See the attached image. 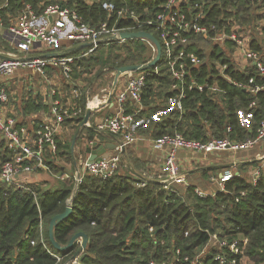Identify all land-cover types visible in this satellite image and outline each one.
Here are the masks:
<instances>
[{
  "label": "trees",
  "instance_id": "1",
  "mask_svg": "<svg viewBox=\"0 0 264 264\" xmlns=\"http://www.w3.org/2000/svg\"><path fill=\"white\" fill-rule=\"evenodd\" d=\"M103 1H113L118 7L127 4L140 12L145 5L155 9L161 0H0V15L8 25L9 14L17 15L26 4L40 14L47 5L58 2L77 10L89 25H97L114 19L102 7ZM4 2L6 5L2 6ZM209 20L218 23L219 28L229 23L226 29L237 23L241 33L249 37L250 46L264 50V0H213ZM118 23L123 24L122 21ZM193 41L197 53L208 60L199 70L193 71L200 79L209 73H217L210 67L209 60L228 61L226 73L232 79L246 80L251 75L259 78L253 67L241 70L235 58L211 44L207 36ZM104 45L102 43L98 48ZM108 45L111 48L117 46L121 52L105 55L103 59L95 52L84 56L80 54L81 50H73L71 53L77 58L72 80L91 73L97 63L116 69L144 63L152 57L148 41L142 38L112 41ZM56 49L60 50L59 47ZM217 80L220 87L227 89L223 102L214 100L206 90H190L184 99L185 111L181 117L171 110L167 115H160L159 120H151L148 131L158 136L177 130L187 137L206 139L211 135L223 136L226 125L231 123L232 137L254 136L264 116V91L252 96L229 80L221 77ZM170 82L165 69L147 79L143 91L146 109L140 116L150 117L168 106V100L173 97ZM69 85H62L67 97L71 91ZM254 98L256 104L250 107ZM74 101L83 112L65 120L63 126L68 125L70 129L79 128L87 109V96L83 92ZM24 102L26 112L47 108L32 98ZM238 109L251 112L248 125L239 119ZM82 133L90 140L97 138L95 140L103 143L105 134L96 135L91 127H83ZM57 140V152L46 155L50 169L60 157L71 154L68 139L58 136ZM9 156L10 151L1 139L0 163ZM122 161L123 164L131 163L124 153ZM254 163L257 161L249 160L240 166L246 168ZM140 181L125 166L106 178L85 173L73 195L72 212L54 226L56 241L65 245L77 231L85 232L88 243L79 264H189L184 256L194 255L209 240V232L218 231L229 240L244 235L247 240L239 243L242 255L254 264H264V168L255 184L241 172L227 181L225 191L206 197L195 193L192 185L185 189V198L177 185L173 186V191L166 189L156 178L147 180L145 185H140ZM73 183L43 189L32 182L19 185L0 181V264H65L71 258L80 243H74L68 250H58L49 239V223L55 214L65 210L74 190ZM242 191L244 195H241ZM177 249H180L178 255ZM203 261L204 264H217L210 254Z\"/></svg>",
  "mask_w": 264,
  "mask_h": 264
},
{
  "label": "built area",
  "instance_id": "2",
  "mask_svg": "<svg viewBox=\"0 0 264 264\" xmlns=\"http://www.w3.org/2000/svg\"><path fill=\"white\" fill-rule=\"evenodd\" d=\"M213 0H161L152 9L148 5L143 6V11H137L130 5L118 7L113 1H103L102 7L110 14L113 20H104L97 25L86 23L77 10L62 6L55 2L47 5L44 11L38 14L30 4H26L17 15L11 16V24L5 25L0 15V29L5 30L4 38L19 54L0 51L12 57L11 59L0 58V134L5 141L6 148L10 151L8 159L0 163V181L8 184L16 183L25 185L21 177L27 173L41 169H50L46 162L47 153L55 154L58 150L59 129L68 117L78 116L83 108L74 99L80 95V91L71 86V99H64L56 89L52 90V99L49 106V118L35 124L23 123L13 114L7 112L10 102V92L6 84L1 80L3 75H12L18 66H26L33 69L34 73L41 77H47L48 68L57 69L61 72L67 83L72 82L71 73L77 56L71 52H65L68 48L84 42H92L90 46L81 48L80 54L87 56L96 52L99 45H106L112 41H102L110 36H117L115 41H125L119 35L122 31L146 30L152 33L161 44V56L155 65L137 71H124L118 78L115 87L114 80L103 88L102 99L106 102L114 100L118 104L116 112L104 117L96 124L90 123V118L85 122V127H91L95 134H112L117 137L114 147L109 154L103 158L89 161L88 157L95 139L91 140L90 149L84 152L80 161H76L74 181L76 189L82 181L85 173L98 175L103 178L113 175L123 166L129 168L134 174L131 166L126 162L123 164L122 156L128 145H131L140 138L139 128H146L151 120H159L160 115H167L169 111L175 110L179 117L185 111L184 99L188 91L198 89L206 90L214 100L223 102L227 89L220 87L217 77L229 80L238 88H243L252 96L264 91V50L254 49L249 44V37L244 36L239 30L238 24L226 29L219 28L218 23L209 20V11ZM6 2L2 4L5 6ZM51 18V19H50ZM122 21L123 24L118 22ZM244 28V26H243ZM207 36L211 44H216L218 49L233 56L241 70L253 67L259 78L255 75L248 79H232L227 73L228 61L209 60V65L217 73H209L203 79L197 77L193 72L199 70L206 62V56H200L192 46L193 40ZM145 39V38H142ZM67 41L66 50H57L61 41ZM152 45V57L157 52V47L150 40ZM37 42L41 43L45 51L33 54ZM48 57H30L42 53H52ZM24 58V59H21ZM232 58V57H231ZM147 61V62H148ZM208 61V60H207ZM218 61L220 64L216 63ZM146 63V62H144ZM165 69L169 74L170 90L173 97L168 100V106L150 117L140 116L146 109L143 99V91L147 79L152 74H159ZM124 80L122 81V77ZM96 96L87 97L86 107L94 108L98 105L93 100ZM131 102L133 108L125 110L126 103ZM256 104L255 98L249 106ZM140 114V115H139ZM239 119L244 125L249 124L251 112L242 109L237 110ZM142 115H146L143 113ZM234 129L231 123L226 125L223 136L211 135L206 139H198L185 136L182 132L163 133L153 139L154 147H165L163 175L155 177L168 190L174 191V185L186 189V173L183 172L178 158L180 150H192L210 153L218 150L231 149L235 151H249L264 141V116L260 119L257 132L254 136L243 139L232 137ZM257 163L252 164L248 174V180L256 183L264 168V151L255 155ZM237 162L226 167L217 175H210L209 180L219 185V191L226 190L228 180L241 173L237 168ZM136 175V173L134 174ZM145 185L151 179L137 174ZM34 194L31 188H28ZM208 192L195 186L194 192L201 197L212 196L217 192ZM244 195V191L241 192ZM69 202V199H68ZM247 238L239 234L235 239L229 240L222 237L218 231L209 232V240L192 256L185 255L184 259L189 264H204V257L210 254L217 264H246V257L242 255L240 242ZM180 254V249L176 251ZM78 257L69 259L65 264H79ZM151 264H153L151 262ZM254 264V262H252Z\"/></svg>",
  "mask_w": 264,
  "mask_h": 264
},
{
  "label": "crops",
  "instance_id": "3",
  "mask_svg": "<svg viewBox=\"0 0 264 264\" xmlns=\"http://www.w3.org/2000/svg\"><path fill=\"white\" fill-rule=\"evenodd\" d=\"M11 16L12 15L9 14V21H11V19L13 18V17L11 18ZM4 33H5V30L0 29V36L1 37H4V35H5ZM4 40H5V38H4ZM62 43H64L63 40L60 42V44H62ZM65 43L67 44L68 42L65 41ZM36 44H37L36 46H38V47H36L35 50L32 52L33 54H37V53H41L42 51H45L42 48L41 43L37 42ZM63 45H65V44H63ZM61 47L62 46H59V49H61L63 51V50H66L67 49L66 47H69V46H67V45L64 46L63 47L64 49ZM51 69L55 70L53 68H51ZM15 78H17L16 86H14L12 88L8 87L10 90H12L11 93L13 94L17 90L20 91V89H21L20 86H21V87H24L23 90L28 92L29 95H27L25 97H20L19 99L14 98L12 101H11V95H10V102L8 104L7 112L9 114H13L14 116H16L18 118V120H20L21 122L31 124L35 121L41 122V121H45L49 118V106H50V102L52 99L51 98L52 97V90L54 89L53 88L54 86H57L56 90L60 94L63 95L64 99L69 100V98L71 99V97H72L71 93H70V96L67 97V95H66L67 91L62 89L63 84H62V82H59V79L56 77L50 76V78H49L47 76L45 78V77L39 76V78H37L35 80L34 84H31L30 86H27V84H25L24 75H19V77H15ZM64 81H65V79L63 80V82ZM102 89L103 88H101L99 90V92H97L96 95H98V96H96V98H94V100H93L95 103L98 102V105L95 106L94 108H92L93 110H92V113L90 115V120H89L91 124H96L97 122L102 120L104 117L109 116L110 114H113L114 112H116V110L118 108V104L114 100L106 102L102 99V92H101ZM30 96H32V99L34 101H36V102L38 101V103H40L42 106H46L47 108L42 107V108H38L35 110H31L29 112L28 111L26 112L24 109V105H25L24 101L30 99ZM93 96H95V95H93ZM132 108H133L132 103L127 102L125 110H131ZM149 127L150 126H148L146 128H139L138 133L140 135V138L137 141H135L134 143H132L131 145H128L124 151V154L126 156V154L129 153V151H131V154H133V153L137 154L139 152L140 148L142 146H144L146 151H148V154L146 155V157H142L146 160V162H145L146 164L144 163L145 167L141 166V167L137 168L133 164L128 163V162L127 163L133 169L134 174L135 173H136V175L137 174H140V175L144 174L145 177H147V178H155L157 176L163 175V173L165 172L164 159H165L166 149H165V147H161V148L154 147L153 139L155 136L152 135V133L148 131ZM69 128H70V126H68V125H65V126L62 125V127L59 129V136L62 137L64 135L65 131H68ZM1 139H3V137H1ZM116 139H117V137L115 135L105 134L102 137V140H103L102 142L103 143H114V142H116ZM111 149L112 148H108L105 154H109L111 152ZM253 149L247 151V153H250V151H252ZM218 151H221V150H218ZM263 151H264V141L257 146V150H256L254 155H256L257 153L263 152ZM186 152H195L198 154H204L201 156L202 157L201 160L206 158L207 162L205 163V166L207 163H209L206 166L207 172H206L205 178H203L202 177L203 175H200L199 172L195 173V171L200 169L203 165L196 166L191 170L193 172V174H199V175H197L198 177L195 178V179H197L196 180L197 182L194 181V179H191L190 175H188V173L183 171L184 173H186L187 179L188 180L191 179L192 182L194 184H196L195 186L198 185V182H201V181H202L201 183L205 182L206 183L205 184L206 189L208 192L219 191L218 183L212 182L209 180L210 175H217L222 170H224L226 167H230L236 162L238 163L237 168L239 169L238 166H240V164L242 162L249 161V160L252 161L255 159V158L254 159H247V158H244V159L233 158L232 159V158H229L225 161L224 160L218 161L217 159L212 158V160H209L210 159L209 158L210 153H205V152L201 153L200 151L180 150L178 153L179 154L178 158H179V163H180L182 170H183L184 166L186 164H188V161H189V163H192V164L195 161V159H190L189 157H187ZM241 152H246V151H241ZM206 160H203V162H201V164H203ZM215 160H217V161L215 162ZM196 162H199V160H196ZM144 164H142V165H144ZM250 167H252V166H250ZM141 170H145L146 172L143 173V172H141ZM37 171H35V172H37ZM35 172L27 173V174L23 175L21 177V179L25 182H30V183L32 182V183L39 184L37 182L38 178L36 176L33 177V173H35ZM249 172H251L250 168H249ZM182 188H184V187H182Z\"/></svg>",
  "mask_w": 264,
  "mask_h": 264
},
{
  "label": "rangeland",
  "instance_id": "4",
  "mask_svg": "<svg viewBox=\"0 0 264 264\" xmlns=\"http://www.w3.org/2000/svg\"><path fill=\"white\" fill-rule=\"evenodd\" d=\"M8 24H11V23L9 22ZM62 44L67 45L65 41ZM65 45H63L62 47H64ZM148 47H149V53H151V51L153 50V47L150 44L148 45ZM0 51L19 54L11 45L7 43V41L4 40V37H1L0 39ZM120 52L121 50L118 49L117 46H114V48H111L107 44V45L100 47L98 51H96L95 53L96 55H101V57H103L104 59V57L106 56H110V55L113 56L114 54L120 53ZM216 63L218 65L220 64L218 61H216ZM115 73H116V69L115 68L112 69L108 64L97 63L91 73L84 74L81 76V78L79 77L76 80L73 79L70 85H74L80 92H83L84 94H86L87 97H92L93 95H96L97 92H99L101 88H106L111 84V81L114 80ZM19 75H24L25 84H27V86L34 84L35 80L39 78L40 76L39 74L34 73L33 69L29 67L18 66L12 75H3L1 80L6 84L7 87L12 88L16 86L17 78L15 77H19ZM47 75L49 78L50 76L58 78L59 82H62L63 85L67 83L65 81L63 82L64 77L62 76L61 72L57 69L52 70L51 68H48ZM123 80H124V76L122 77V81ZM56 87L57 86H54L53 88L56 89ZM20 88H21L20 91L17 90L13 94L11 93L12 90L9 89V92L11 95V101L14 98L19 99L20 97H25L29 95L28 92L23 90L24 87L20 86ZM30 98H32V96H30ZM76 131H77V128L75 129L69 128L68 131H65L64 135L62 136L63 139H68L67 141L70 143V151H71L70 156L60 157V159L56 161V164L54 165V167L52 166L51 169H42V170H38L37 172L33 173V177L36 176L38 178V181H37L39 183L38 185H40L43 189L48 188V187L54 188V187L62 186L63 184H70V183H73V181L75 180L74 179L75 166H76L75 161H80L84 155V152H87V150L90 149L89 144L92 140V139L90 140L89 138H87V136L84 133L79 134L76 139V142L74 143V152H72L71 145L73 143V138H74ZM1 137L2 136L0 134V141H1ZM63 142L65 143L66 141H63ZM256 150H257V147H255L252 151H250V153L235 151L231 149L213 151V152H210L209 154V158H210L209 160H212V158L217 159L218 161H222V160L225 161L229 158L254 159L255 157L254 154ZM189 151H192V150H189ZM139 152L137 154L136 153L131 154V151H129V153H127L125 157L129 159L130 162L135 167L137 168L141 166L145 167L146 160L142 157H146V155L148 154V151H146L145 147L142 146ZM201 153H204V152H201ZM202 155L204 154H198L195 152H186V156L189 157L190 159H195V161L193 162V164L189 163L188 161V164L184 166L183 171L188 173V175H190V178L194 179V181L197 180L195 178L198 177L197 175L199 174H193L191 170L196 166L203 165L200 169L196 170L195 173L199 172L200 175H203L202 176L203 178L206 177V172H207L206 166L209 163H207L205 166V163L207 162L205 158L203 160H206V161L203 164H201V162H203V160H201ZM196 160H199V162H196ZM217 160H215V162ZM253 161H255V159ZM256 161L258 162V160ZM250 166H247L246 167L247 169L242 166H238L240 171L243 172L247 178L250 177L248 174V170L249 168H251ZM141 172L145 173L146 171L141 170ZM143 175L144 174H142V176ZM191 179L190 180L187 179L186 184H190L193 187H195L196 184H194ZM201 182H198L199 186L198 185L197 186L207 191L206 185H205L206 183L205 182L201 183ZM179 189H180L181 195L185 196L186 198L185 189L182 187H180ZM186 200L188 201L189 199H186ZM246 264H252V261L246 259Z\"/></svg>",
  "mask_w": 264,
  "mask_h": 264
},
{
  "label": "water",
  "instance_id": "5",
  "mask_svg": "<svg viewBox=\"0 0 264 264\" xmlns=\"http://www.w3.org/2000/svg\"><path fill=\"white\" fill-rule=\"evenodd\" d=\"M121 38L123 39H131V38H145L150 40L152 43L155 44V46L157 47V52L155 54V56L148 62L146 63H140V64H133V65H123V66H119L116 68V73H115V77H114V83H113V87H115L118 78L120 77V75L124 72V71H137V70H142V69H146L149 68L153 65L156 64V62L159 60L160 56H161V44L159 42V40L150 32L146 31V30H138V31H122L119 35ZM118 37L117 36H110L105 38L102 41H115L117 40ZM92 44V42H84L81 43L79 45H75L72 46L70 48H68L65 52H71L73 50H79L81 48L90 46ZM54 55V54H58L56 52H52V53H42V54H38V55H32L30 57H48L50 55ZM0 58L1 59H11L12 57H10L7 54L4 53H0ZM24 59V58H21ZM92 108L88 107L86 109L85 115L82 119L81 125L79 126V128L77 129L74 138H73V143L71 145V150L72 152H74V143L76 142V139L78 137V135L80 134L81 130L83 127H85V122L90 118V115L92 113ZM114 147V143H101L98 140H94L92 143V147L90 150V154L88 157L89 161H93V160H98L103 158V156L105 155L106 151L108 148H113ZM76 163V161H75ZM76 189L74 188L71 197L69 198V202H67V206L65 208L64 211L55 214L49 223V239L52 241L53 245L58 249V250H68L69 248H71L73 246L74 243L78 242L80 243L79 248L75 251V253L71 256L70 259L76 258L78 257V259L81 261L83 259V257L85 256V248L87 247V243H88V235L83 232V231H77L76 233H74L72 235V237L70 238L69 242L65 245L60 244L58 241H56L55 237H54V226L62 219L66 218L69 216V214L72 212V198L73 195L75 193Z\"/></svg>",
  "mask_w": 264,
  "mask_h": 264
}]
</instances>
